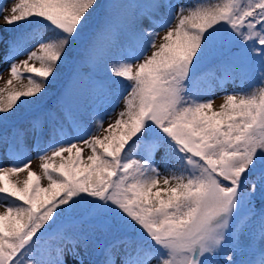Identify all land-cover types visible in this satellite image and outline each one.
<instances>
[{
  "label": "snow or ice",
  "instance_id": "snow-or-ice-1",
  "mask_svg": "<svg viewBox=\"0 0 264 264\" xmlns=\"http://www.w3.org/2000/svg\"><path fill=\"white\" fill-rule=\"evenodd\" d=\"M116 7L139 11L122 24ZM11 11L7 25L31 27L0 33L7 84L27 74L21 90L0 89V264H264V0H19ZM156 28L167 29L158 47ZM21 42L23 69L8 59ZM66 66L114 78L93 87L124 102L103 136L95 108L47 106ZM249 72L254 86L225 90L214 109L215 90ZM25 170L22 186L11 180Z\"/></svg>",
  "mask_w": 264,
  "mask_h": 264
},
{
  "label": "trees",
  "instance_id": "trees-1",
  "mask_svg": "<svg viewBox=\"0 0 264 264\" xmlns=\"http://www.w3.org/2000/svg\"><path fill=\"white\" fill-rule=\"evenodd\" d=\"M101 3H108V0H99ZM122 4H138V3H144L146 0H121ZM194 0H183L182 3L185 4H191L193 3ZM113 4H116L112 2ZM117 5V4H116ZM139 10L138 9H128V8H123V7H116L113 9V18L119 21L122 24H126L128 19L137 13ZM94 19V22L97 23V18L93 16L91 20ZM175 25V21L173 23V26ZM144 26L148 27V24H146V21L144 22ZM31 25L30 24H20L19 26L17 25H8V33L9 36H16L19 34L21 30L27 31L30 29ZM124 33L123 31H121ZM124 36H118L117 42L119 46L125 45L126 38ZM161 41L160 43H162ZM159 43V44H160ZM157 45V47L159 46ZM119 47L114 48L113 51H118ZM155 50V49H154ZM153 50V51H154ZM234 50V49H233ZM151 55V54H150ZM227 56V51L225 53V56H214L211 60H207L201 65V69H211L214 65L218 64L220 60L225 59ZM29 63H33L32 61ZM36 66H39L38 62H35ZM21 69H23V65L20 66ZM216 71H221L220 69H216ZM27 76V74L25 73ZM237 76H239L237 74ZM113 77L105 70L99 69V68H94L91 66H86L83 69H80L77 71L74 67L72 66H66L63 72L61 73V76L59 78V81L56 85L52 86L50 85V91H49V97L47 101V106L57 112L59 115V108L60 107H67L71 108L74 113H85L92 108H94V102L96 98L100 97L97 94L94 93L93 87H94V82L103 80L106 82L111 83L113 81ZM257 76H255L253 79L249 80L247 77L246 79H242L244 82V87H248L250 85L254 86V82L256 81ZM27 84V82L25 83ZM23 84V85H25ZM13 87H15L16 90H21L22 86H5L2 89H5V92L3 95L7 96L8 90H11ZM115 96L109 97V98H114ZM214 108V107H213ZM214 109H219V108H214ZM104 133L101 135L103 136ZM47 136L45 137V140H47ZM91 154V151L87 153L83 152L82 155L86 158L88 155ZM65 156L68 154L65 153ZM50 163L53 161H49ZM57 166L59 165L60 158H56L54 161ZM173 163H176V161H173ZM35 171V170H33ZM37 174L41 176V184L43 186H46L48 183L47 178L44 176L43 170L41 172L35 171ZM27 178V176L22 180H16L12 179V181L16 182L18 185L22 186L23 181ZM45 179V181H43ZM155 191V189H153ZM85 229L88 228V225L83 226Z\"/></svg>",
  "mask_w": 264,
  "mask_h": 264
},
{
  "label": "rangeland",
  "instance_id": "rangeland-1",
  "mask_svg": "<svg viewBox=\"0 0 264 264\" xmlns=\"http://www.w3.org/2000/svg\"><path fill=\"white\" fill-rule=\"evenodd\" d=\"M182 1L183 0H180V2H182ZM18 2H19V0H0V9L3 10V11H0V31L1 32L6 33L8 30V25L4 21V16L11 15L12 14V11H11L12 7ZM112 2L116 3L117 5L122 4L121 0H108V3H112ZM91 21L93 24H95L94 19ZM173 23H174V21H173ZM146 24H147V21H146ZM155 31L158 33V35L156 36V39H155V43L157 45L161 42L162 37L164 36L167 29L166 28H163V29L156 28ZM119 36H124V33L121 32V34ZM125 38L128 39L126 36H125ZM25 47H27L26 44L17 46L13 50V54L9 55V57H8L9 61H12L14 59V61L17 64H20L21 61L27 59V53L23 52V48H25ZM152 50H153V48H151V47L148 48L147 55L151 54ZM7 51H8V49L5 45H0V89H2L5 86H10V87L11 86H17V87H19V86H22L23 84H25L27 81V78L23 77L19 81L13 80L12 85L7 84V81L10 79V73L8 71L9 63L4 62V56H5V53ZM212 58H210L209 60H211ZM136 63H137V61H133L134 65ZM216 73H217V75L220 74V72H216ZM255 76L256 75H254L252 72H249L247 75L242 76V78L247 77L249 80H251ZM242 78L237 76L234 83L233 82L227 83L226 89L217 88L215 90V92L212 96L214 108H219L220 104L223 103L225 90L227 92H232L233 89L236 88L237 86L244 87V83L242 81ZM221 83H223V81H221ZM205 98H207V97H205ZM113 102H110L109 99H107V98H102V99H99L96 101L95 109L100 114L103 115V122H102V126L100 128V131L97 133H93V134L102 135L104 133L103 129L107 128L109 123L114 122L117 114L124 107L123 99H120V102L115 105V108L112 107ZM27 144H28V148L30 149V156H31L30 168L32 170L41 172L42 171L41 164L43 163V161L39 158V156L36 154V151L33 149L32 141L30 138L28 139ZM78 146L82 147L84 149L83 150L84 152H88V150H89L86 146H84L82 144H78ZM41 147H43V146H41ZM47 154L50 156L51 150H49ZM0 162H2L5 165L10 164V160H9L8 156H6L4 154V150L2 147H0ZM173 165H175V164H173ZM160 171L162 173H164V166L163 165L160 166ZM26 176H27V170L22 171V172L17 173V174H12L11 178L22 181ZM162 179H163V176H161L160 187H163ZM43 181H45V179H43ZM3 211H5V207L2 203H0V212H3Z\"/></svg>",
  "mask_w": 264,
  "mask_h": 264
}]
</instances>
